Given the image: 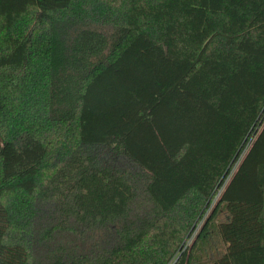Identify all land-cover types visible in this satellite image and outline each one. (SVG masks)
<instances>
[{
    "label": "trees",
    "instance_id": "16d2710c",
    "mask_svg": "<svg viewBox=\"0 0 264 264\" xmlns=\"http://www.w3.org/2000/svg\"><path fill=\"white\" fill-rule=\"evenodd\" d=\"M264 264V0H0V264Z\"/></svg>",
    "mask_w": 264,
    "mask_h": 264
},
{
    "label": "built area",
    "instance_id": "2783aa9c",
    "mask_svg": "<svg viewBox=\"0 0 264 264\" xmlns=\"http://www.w3.org/2000/svg\"><path fill=\"white\" fill-rule=\"evenodd\" d=\"M172 264V263H171Z\"/></svg>",
    "mask_w": 264,
    "mask_h": 264
}]
</instances>
